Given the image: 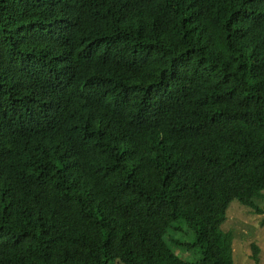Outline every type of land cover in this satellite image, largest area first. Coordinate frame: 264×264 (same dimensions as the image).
<instances>
[{"label": "trees", "instance_id": "16d2710c", "mask_svg": "<svg viewBox=\"0 0 264 264\" xmlns=\"http://www.w3.org/2000/svg\"><path fill=\"white\" fill-rule=\"evenodd\" d=\"M262 192L264 0H0V264H236Z\"/></svg>", "mask_w": 264, "mask_h": 264}, {"label": "rangeland", "instance_id": "374dc122", "mask_svg": "<svg viewBox=\"0 0 264 264\" xmlns=\"http://www.w3.org/2000/svg\"><path fill=\"white\" fill-rule=\"evenodd\" d=\"M264 196V192L262 195ZM256 204L262 209L261 214H256L234 201L227 212V220L223 224L222 229L225 230L226 225L233 229L237 236L234 237V259L236 264H256L251 257L250 244L257 242L262 248V262L264 264V197L255 199ZM195 235L184 222H177L174 227L168 231L167 241L172 250L182 259L187 261H197L202 257L200 250L198 252L195 246L188 243L194 241ZM170 239L179 240L182 245H176ZM204 245L208 247L205 239V233L202 238Z\"/></svg>", "mask_w": 264, "mask_h": 264}]
</instances>
